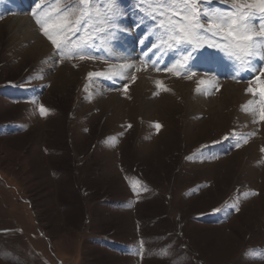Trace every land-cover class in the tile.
Segmentation results:
<instances>
[{
	"label": "rangeland",
	"instance_id": "374dc122",
	"mask_svg": "<svg viewBox=\"0 0 264 264\" xmlns=\"http://www.w3.org/2000/svg\"><path fill=\"white\" fill-rule=\"evenodd\" d=\"M151 2L118 0L111 25L97 3L87 28L49 27L68 49L88 41L68 57L37 19L51 25L77 0H0V264H264V43L237 59L224 34L206 32L184 46L185 69L166 71L183 49L148 48L161 19L179 17L153 20ZM196 8L215 18L236 2ZM245 11L259 34L264 13ZM18 16L45 46L14 34ZM120 40L134 58L124 76Z\"/></svg>",
	"mask_w": 264,
	"mask_h": 264
},
{
	"label": "snow or ice",
	"instance_id": "6c2138e0",
	"mask_svg": "<svg viewBox=\"0 0 264 264\" xmlns=\"http://www.w3.org/2000/svg\"><path fill=\"white\" fill-rule=\"evenodd\" d=\"M236 2V12L232 15L227 13H216L213 16H210L209 13L204 12L201 14L200 10L196 8V0H183L184 8L181 12L176 13L175 9V0H152L150 7L154 9L151 13V18L155 20L157 16L163 18L168 15L171 11L174 16H178V19L173 21L172 16H169V23L166 26L161 19L158 29H163V35L159 39V43L153 41L151 46L148 48V52H153V50L159 51L161 47L166 46L168 49H175L177 51H184V55L181 59L177 60L173 67H168L165 70L173 72L174 68L185 69L187 67L186 63L192 57V51L201 47L199 43V38L206 32L212 33V36L223 35L224 41L233 46L237 51L232 52V55H235L237 59H241V56L238 53H243L244 55L251 56L256 54L254 48L258 43H264V40H261V37H264V21L261 23V31L259 34L253 33L249 28V23L251 19L255 16L254 11H245V9H259L260 13H264V0H255L254 3L240 4L238 0ZM99 3V7L104 9L102 13L104 16V22L108 25L114 23L117 16V11L115 5L118 3V0H77L76 5L69 4L66 6L62 12L57 15L62 19L57 20L53 24H49V20H52V16H48L47 19H37V23L41 26L44 35L47 36L51 43L60 50V52L68 57L76 55L77 52L73 49H77L80 53H83L88 47L87 40H81L79 43H73V49H68L66 47L68 41H61L53 37L49 32V27L56 29L57 34L65 31L68 27H73L76 32L80 31V26L83 25L87 28V19L91 18L92 9ZM74 9L78 10L80 15L75 19V21L68 19V17L73 16ZM97 15H101L100 12H97ZM208 20L209 26L206 28L204 23H201V16ZM145 39H150V37H145ZM145 39L140 41L141 44L145 42ZM185 45H189L192 48V51L184 48ZM210 47H219L218 44H210ZM91 58L86 57L83 54H80V59ZM264 59V56L261 57ZM159 62L157 60L152 61L153 64ZM127 67H131L128 65ZM139 71V69H137ZM179 75V72L175 73ZM194 74V73H193ZM89 77L101 76L104 73H89ZM111 78V77H109ZM158 85L160 82H157ZM201 84L206 83L205 81H200ZM199 91V89H197ZM249 93L256 95V90L252 87L247 89ZM261 95H264V89L261 90ZM41 114L46 113V109L41 106ZM261 119H264V113L261 115ZM157 128L160 127L159 124L156 125ZM247 141L245 140V143ZM238 210V209H237Z\"/></svg>",
	"mask_w": 264,
	"mask_h": 264
},
{
	"label": "bare ground",
	"instance_id": "6f19581e",
	"mask_svg": "<svg viewBox=\"0 0 264 264\" xmlns=\"http://www.w3.org/2000/svg\"><path fill=\"white\" fill-rule=\"evenodd\" d=\"M17 10L21 12L22 10V5H17ZM24 16V15H23ZM11 20V19H10ZM13 22L10 24V28L13 29L14 34L22 33V38L25 39H35V45L36 46H45L46 44L43 43V40L39 37L36 36V30L32 26L30 22V18L28 16L26 17H17L12 19ZM9 29V28H8ZM11 33V32H10ZM16 37V36H15ZM18 40V39H17ZM23 40V41H24ZM27 41V40H26ZM43 44V45H41ZM32 45V44H31ZM33 46V45H32ZM131 44L127 40H120L119 43L113 48V54L114 57L117 59V74L118 75H126L128 74L127 72L132 69V66L134 64V58H133V53L131 49ZM39 47V48H40ZM47 48V47H46ZM42 49V48H41ZM40 49V50H41ZM48 49V48H47ZM46 49V50H47ZM49 50V49H48ZM36 51V50H35ZM128 65H131V67H127ZM144 79V78H143ZM141 83V82H140ZM145 83V82H144ZM141 85V84H140ZM144 85V84H143ZM182 85V84H181ZM227 86V85H226ZM189 89V88H188ZM181 90V89H180ZM227 90V89H226ZM181 93V92H180ZM229 94V89L228 92ZM163 97V96H162ZM201 97V96H200ZM244 97V96H243ZM199 100V99H198ZM197 101V100H196ZM194 102V101H193ZM212 103V102H211ZM222 103V102H221ZM198 104V102H197ZM205 104V102H204ZM207 104V103H206ZM209 104V103H208ZM200 105V104H199ZM218 105V104H217ZM222 105V104H221ZM194 106V105H193Z\"/></svg>",
	"mask_w": 264,
	"mask_h": 264
}]
</instances>
